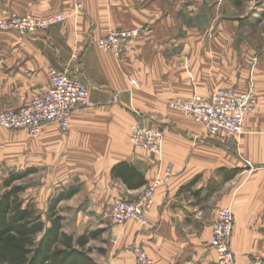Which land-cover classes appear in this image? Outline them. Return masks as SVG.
<instances>
[{"label":"crops","instance_id":"0c3cea01","mask_svg":"<svg viewBox=\"0 0 264 264\" xmlns=\"http://www.w3.org/2000/svg\"><path fill=\"white\" fill-rule=\"evenodd\" d=\"M77 4L82 9L73 15ZM54 14L64 16L54 28L25 36L0 31V112L24 106L48 88L51 70L79 57L71 75L86 85L90 105L74 110L66 132L45 124L29 134L26 147L25 168H57L56 195L78 190L58 204L63 231L78 237L96 223L103 242L88 244L96 264H136L125 252L134 245L153 264H216L207 247L211 225L218 210L231 208L234 264H264V54L242 58L226 47L225 36L207 38L204 0H0V19ZM135 28H149L150 35L123 44L120 58L97 49L110 32ZM220 89L256 96L240 137L209 136L168 105ZM134 123L164 132L160 157L130 145ZM122 163L144 186L129 190L112 175ZM166 170L171 175L156 187L146 222L112 224V202L137 200ZM69 221L72 231L65 230Z\"/></svg>","mask_w":264,"mask_h":264},{"label":"built area","instance_id":"2783aa9c","mask_svg":"<svg viewBox=\"0 0 264 264\" xmlns=\"http://www.w3.org/2000/svg\"><path fill=\"white\" fill-rule=\"evenodd\" d=\"M115 1L105 0L108 5ZM81 9L82 5L77 4L72 14H78ZM63 20L62 14L47 17L12 15L7 19H0V31H14L25 36L39 30L57 27ZM149 35V28L112 31L98 39L96 47L100 51L111 53L115 58H120L123 44L133 38ZM78 61L79 57L72 54L64 70L50 71L47 89L38 92L22 107L1 111L0 128L9 131L24 130L36 136L43 125L56 123L62 132H66L74 110L90 105L86 85L71 75ZM168 105L171 109L182 112L187 119L204 126L209 136L223 135L237 138L243 134L245 117L255 112L257 99L252 91L236 92L231 89H220L208 98L193 95L188 99L171 100ZM129 143L135 150H143L160 157L164 145V132L141 123H134L130 127ZM170 175V171L166 170L163 178L148 187L135 201L114 200L110 206L112 224L145 223L154 205L156 187L167 182ZM233 227L234 216L231 208L218 210L207 242V247L215 253L216 264H234V256L230 249ZM125 252L134 258L136 264H153L150 257L136 245L129 247Z\"/></svg>","mask_w":264,"mask_h":264},{"label":"trees","instance_id":"16d2710c","mask_svg":"<svg viewBox=\"0 0 264 264\" xmlns=\"http://www.w3.org/2000/svg\"><path fill=\"white\" fill-rule=\"evenodd\" d=\"M31 171L12 174L2 184L0 194V264H96L88 244L100 237L101 231L73 237L63 231V217L58 204L77 193L76 188L57 194L49 200L46 218L31 205L24 206L19 195L24 187L14 185ZM237 173L231 171V177ZM129 190L144 186L143 177L125 163L112 169Z\"/></svg>","mask_w":264,"mask_h":264},{"label":"rangeland","instance_id":"374dc122","mask_svg":"<svg viewBox=\"0 0 264 264\" xmlns=\"http://www.w3.org/2000/svg\"><path fill=\"white\" fill-rule=\"evenodd\" d=\"M204 35L207 38L225 36L229 43L226 47L242 58L247 54H264V0H204ZM250 84L248 79L247 86ZM29 141L30 135L24 130L9 131L0 128V194L3 192V182L10 175L31 171L26 178L14 185L24 187L19 195L24 206H33L45 220L46 213L43 210L47 199L60 187V183L55 181L54 170L57 168H25ZM102 224L107 225L108 221L105 220ZM68 229H74L72 221L65 224V230ZM80 231L103 232L96 227V223H90ZM72 233L77 235L78 232L75 230ZM92 241L96 242L94 244L103 242L101 235Z\"/></svg>","mask_w":264,"mask_h":264}]
</instances>
